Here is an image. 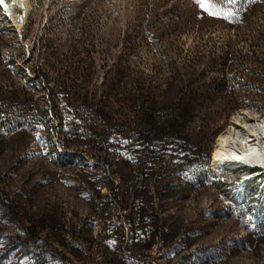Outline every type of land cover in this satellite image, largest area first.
Wrapping results in <instances>:
<instances>
[{"label": "rangeland", "instance_id": "obj_1", "mask_svg": "<svg viewBox=\"0 0 264 264\" xmlns=\"http://www.w3.org/2000/svg\"><path fill=\"white\" fill-rule=\"evenodd\" d=\"M28 1L25 18L23 6L0 3V80H9L14 88L26 86L37 100L38 114L50 113L57 76L68 70L73 81L86 78L84 89L101 93L104 85H115L114 94L126 85L132 89L141 75L155 84H173L180 96L161 112L169 118L148 129L156 134L155 157L169 166V175L173 177V165H181L183 178L174 173L166 182H176L183 197L161 210L168 227L144 252L131 254L126 246L119 250L122 229L130 242L136 225L142 242L153 237L152 224L142 214L133 218L110 194L109 177L119 185L121 176L90 152L66 148L56 128L47 124L34 131L27 147L18 142L11 149L0 148L1 177L13 180L38 173L37 178H52L33 195L36 200L46 196V201L27 203L22 184L1 181L0 213L7 200L18 215L37 213L33 224L43 229L33 244L48 257L56 247L70 257L85 255L89 264H264V203L258 196L264 184H253L242 200L234 201L241 177L210 170L220 134L232 125L264 121V0ZM193 85L197 90H191ZM10 132L4 136L15 134ZM11 153L16 158L11 160ZM38 157L88 171V179H98L101 198L84 204L78 195L92 191V185L68 190L74 183L71 169L37 166ZM185 171L195 178L186 177ZM208 189L219 199H207ZM3 216L10 226L0 227V264H45L17 244L29 234L25 225L16 224L6 212ZM175 218L191 222L177 227L171 224ZM74 226H83L86 236L104 239L92 252L83 241L73 245Z\"/></svg>", "mask_w": 264, "mask_h": 264}, {"label": "trees", "instance_id": "obj_2", "mask_svg": "<svg viewBox=\"0 0 264 264\" xmlns=\"http://www.w3.org/2000/svg\"><path fill=\"white\" fill-rule=\"evenodd\" d=\"M143 78L144 75H141V78L137 79L134 88L131 89L126 85L114 94L115 85H104L102 93L91 89V87L84 89V84L87 83L86 78L83 82H77L71 79L69 70L60 72L56 79L57 89L53 96V106L50 113L44 114H38L37 108H35L37 100L26 86H15L14 88L10 84L8 86L9 82L7 81L9 80H0V148L11 149L18 142L21 148L27 147L28 138L38 130L37 128L52 124V127L56 128L59 141L66 148L83 154L90 152L98 162L109 165L114 174L116 172L122 177V183L119 185L115 179L109 177L110 194L129 211L133 218L136 214H142L154 229L153 237L144 239L142 242H139L136 236V225L131 231L130 242L126 239L127 233L122 229L123 236L119 250L126 246L131 254H133L132 252L138 254L144 252L153 240L157 239V233L165 231L169 222H166L165 214H162L161 210L173 205V202H177L183 197L176 182H166L170 178H175L174 173L177 174L176 177L183 178L181 165H173V170H171L174 172L172 173L173 177L171 174L169 175L167 172L169 166L158 162L155 157L154 153L157 150L152 144V138L156 134L151 133L148 129L151 123L160 124L161 120L169 118L167 115L163 116L161 112L170 104H176L177 97L180 96L179 92L169 82L155 84ZM191 90H197V87L193 85ZM8 132L15 134L7 138L4 135ZM137 152L140 153L137 154ZM134 153L137 155L135 156ZM23 154L25 155V153ZM21 156L16 159L15 164L20 161ZM10 158L11 160L16 158V154L11 153ZM42 159L36 158L34 164L37 166L44 164L59 172L70 168V166H58V163L52 164ZM70 173L72 177L70 179L74 180V183L68 184V190L84 188L86 184L92 185V191L82 192L78 195L82 196L84 204H89L90 199L97 202V199L101 198L97 178L88 179L90 173L88 171L80 172L78 169H71ZM184 173L190 179L195 178L194 173L186 171ZM91 174H95L94 171ZM37 175L38 173H29L27 176L12 180L2 174L0 182L6 183L10 180L15 185L22 184L20 189L26 193L25 201L41 203L45 202L47 197H40L36 200L33 199V195H36V192L41 188L46 187L52 178L48 174L44 178H37ZM84 179H86L85 183ZM175 192L177 193L171 198L170 194ZM224 195L227 196L225 191ZM206 198L219 199L218 195L210 192L209 189ZM56 201L62 203L63 199H56ZM229 201L231 202L230 199ZM2 202L1 206L8 216H11L16 224L25 225L27 233L31 235L28 237L29 234L25 233L23 239L17 241V244L24 246L32 257L41 258L45 264H89L85 255L75 254L70 257L56 247H51L49 251L51 254L48 257L47 253L33 244L36 237H40L43 229L40 223L33 224L37 213L22 212L21 215H18L16 211L10 209V200ZM234 205L236 204L234 203ZM3 214L0 213V227L7 228L10 225L5 221ZM190 222H183L182 219L175 218L171 224L178 227L187 226ZM73 231L76 236L70 243L78 246L77 244L81 245L83 241L84 247L86 246L90 252L94 251L95 245L104 239V237L86 236V229L83 226H74ZM7 235L10 236V233ZM79 236L82 237L79 238ZM67 250L70 252V245L66 246ZM111 250H114L113 246H110L107 255L109 263L113 261V251ZM110 253L112 254L110 255ZM126 264H135V262L128 261Z\"/></svg>", "mask_w": 264, "mask_h": 264}, {"label": "bare ground", "instance_id": "obj_3", "mask_svg": "<svg viewBox=\"0 0 264 264\" xmlns=\"http://www.w3.org/2000/svg\"><path fill=\"white\" fill-rule=\"evenodd\" d=\"M2 3L6 7L14 3L23 6V18L30 12L28 0H11L10 4L3 0ZM211 169L216 173L225 172L237 180L241 177L231 197L234 201L242 200L244 191L253 187V184H264V121L232 125L227 133L220 135L212 156ZM259 191L261 193L258 196L263 197L259 202L264 203V189L259 188Z\"/></svg>", "mask_w": 264, "mask_h": 264}, {"label": "snow or ice", "instance_id": "obj_4", "mask_svg": "<svg viewBox=\"0 0 264 264\" xmlns=\"http://www.w3.org/2000/svg\"><path fill=\"white\" fill-rule=\"evenodd\" d=\"M3 2V0H0V3H2ZM216 2H218V0H216Z\"/></svg>", "mask_w": 264, "mask_h": 264}]
</instances>
